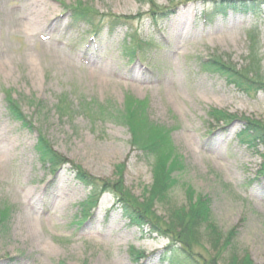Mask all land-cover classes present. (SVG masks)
<instances>
[{
	"label": "rangeland",
	"instance_id": "1",
	"mask_svg": "<svg viewBox=\"0 0 264 264\" xmlns=\"http://www.w3.org/2000/svg\"><path fill=\"white\" fill-rule=\"evenodd\" d=\"M78 2L102 14L139 18L129 31L119 27L108 35L104 29L96 37L84 24L71 26L67 8ZM156 3L169 11L153 27L148 7L135 0H0V204L12 209L8 230L0 233V264H161L168 240L129 227L110 209L111 194L100 197L91 217L73 225L89 188L67 167L50 173L34 149L41 130L57 152L112 182L115 166L124 163L122 185L141 202L153 176L140 152L131 149L127 128L93 124L82 115L60 120L54 109L59 97L121 106L130 93L148 100L150 119L170 130L183 158L171 202L186 205L185 185L207 197L218 229H235L240 253L246 250L253 264H264V143L237 141L241 117L264 124V91L248 96L202 72L197 61L229 56L243 67L252 52L264 75V10L259 17L228 13L224 21L206 24L195 22V0ZM133 32L154 45L130 56L127 36ZM6 95L32 119L33 131L7 115ZM33 99L49 111L35 114ZM211 108L237 118L217 126L208 116ZM152 211L167 216L160 202L153 201ZM203 242L195 250L207 255Z\"/></svg>",
	"mask_w": 264,
	"mask_h": 264
},
{
	"label": "trees",
	"instance_id": "2",
	"mask_svg": "<svg viewBox=\"0 0 264 264\" xmlns=\"http://www.w3.org/2000/svg\"><path fill=\"white\" fill-rule=\"evenodd\" d=\"M140 6H147L146 16L153 27L160 25L168 13V9L159 6L156 0H135ZM197 9L195 22L212 23L225 20L228 13L257 17L264 10V0H195ZM71 16V26L84 24L93 36H99L104 29L111 35L119 27H129L138 19V15H110L102 14L82 3H76L67 8ZM137 35L129 33L127 51L130 56L138 52H145L146 48L154 45L153 40L141 41ZM248 64L238 67L229 56H215L209 58L198 57V66L202 72L216 75L233 85L237 90L248 96L264 91V75L260 59L255 53H250ZM34 112L45 114L47 107L42 100L33 99ZM54 109L60 120H72L76 115H82L90 123L110 121L127 128L131 149L140 152L148 162L153 176L151 186L145 191L146 196L141 202L133 197L122 185V170L124 163L115 166L116 181L92 176L81 166L70 161L57 152L50 141L39 130L34 149L44 168L53 175L63 167L74 175V178L89 188L86 200L79 203V211L74 216L73 225H81L92 215L100 197L111 194L114 202L110 209H116L121 217L127 221L129 227H137L149 237L155 234L168 240L162 250L160 263L163 264H253L246 250H242L235 243L236 230L231 229L222 233L215 225L207 197L196 195L192 188L185 185L187 195L186 205H176L171 202L169 193L178 183L176 175L184 170L182 156L174 147L170 130L150 119L149 103L146 98L139 99L132 93L126 94L121 106L113 105L109 101L86 100L80 98L75 104L69 103L66 97H59ZM5 110L7 115L17 121L28 131L35 129L34 122L21 110L18 101L6 95ZM211 123L228 125L237 116L217 108L208 112ZM243 127L237 134V141L250 147L264 143V124L258 120L241 117ZM264 170V166H262ZM160 202L167 206V216L162 218L152 211V203ZM109 209V210H110ZM11 208L0 204V233L7 232L10 222ZM145 230H147L145 232ZM208 243L207 255L198 252L195 247ZM203 247V246H202Z\"/></svg>",
	"mask_w": 264,
	"mask_h": 264
},
{
	"label": "bare ground",
	"instance_id": "3",
	"mask_svg": "<svg viewBox=\"0 0 264 264\" xmlns=\"http://www.w3.org/2000/svg\"><path fill=\"white\" fill-rule=\"evenodd\" d=\"M98 84H102V82H100V80L98 81ZM31 232V231H30Z\"/></svg>",
	"mask_w": 264,
	"mask_h": 264
}]
</instances>
